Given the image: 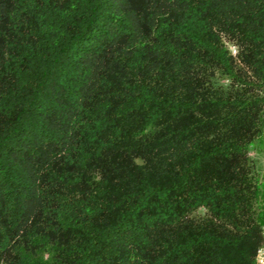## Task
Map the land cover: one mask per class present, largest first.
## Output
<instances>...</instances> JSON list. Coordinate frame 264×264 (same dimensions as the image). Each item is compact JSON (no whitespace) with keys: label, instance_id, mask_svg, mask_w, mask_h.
I'll return each instance as SVG.
<instances>
[{"label":"trees","instance_id":"1","mask_svg":"<svg viewBox=\"0 0 264 264\" xmlns=\"http://www.w3.org/2000/svg\"><path fill=\"white\" fill-rule=\"evenodd\" d=\"M264 0H0V264H256Z\"/></svg>","mask_w":264,"mask_h":264},{"label":"rangeland","instance_id":"2","mask_svg":"<svg viewBox=\"0 0 264 264\" xmlns=\"http://www.w3.org/2000/svg\"><path fill=\"white\" fill-rule=\"evenodd\" d=\"M250 150V155L258 170V174L264 181V138L253 142Z\"/></svg>","mask_w":264,"mask_h":264},{"label":"built area","instance_id":"3","mask_svg":"<svg viewBox=\"0 0 264 264\" xmlns=\"http://www.w3.org/2000/svg\"><path fill=\"white\" fill-rule=\"evenodd\" d=\"M263 234H264V227H263ZM256 264H264V244L261 245L257 251Z\"/></svg>","mask_w":264,"mask_h":264}]
</instances>
